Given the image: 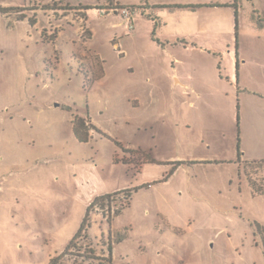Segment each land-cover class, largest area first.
Wrapping results in <instances>:
<instances>
[{
	"label": "rangeland",
	"instance_id": "374dc122",
	"mask_svg": "<svg viewBox=\"0 0 264 264\" xmlns=\"http://www.w3.org/2000/svg\"><path fill=\"white\" fill-rule=\"evenodd\" d=\"M261 160L264 0H0V264H264Z\"/></svg>",
	"mask_w": 264,
	"mask_h": 264
},
{
	"label": "trees",
	"instance_id": "16d2710c",
	"mask_svg": "<svg viewBox=\"0 0 264 264\" xmlns=\"http://www.w3.org/2000/svg\"><path fill=\"white\" fill-rule=\"evenodd\" d=\"M116 8H123V7H128L130 9H133V7L131 6H119L116 5L114 6ZM82 8V7H81ZM80 8V9H81ZM90 7H86V9H89ZM79 9V8H78ZM237 16H238V11H236V20H237ZM76 130V128H75ZM131 152H135V151H131ZM148 161H152V159H148ZM124 162H126L124 160ZM250 164H254L256 166H258L259 168L264 167V160L261 161H252L249 162ZM247 181L252 189L253 194L255 195H264V179H261V183H258L256 180H254L253 178H251L250 176H248L247 174ZM144 186H142L141 188H143ZM132 191L133 189H127L126 192L129 193V195H132ZM110 194H106L104 196L99 197L97 200L109 196ZM96 200V201H97ZM129 205V204H128ZM86 221L87 218L84 220L79 232L76 234V236L74 237V239L70 242V244L68 245V247L64 250V252L59 255L58 257L54 258L51 260L50 264H79L77 262H73V263H68L65 261V257L67 255H72V256H82L84 258H91V259H95L97 260L96 263H91V264H116L113 261V245L111 243L108 244V256H104V254L102 255H97V253L95 252V249L92 248L89 244H85L86 246H79L78 244V239L80 237L83 236V231H85V226H86ZM254 227H255V235L259 238L258 243L260 244L261 248H262V252L264 255V226H262L260 223L255 222L254 223ZM126 238V235H121L119 237L118 242L122 241L123 239ZM77 252V253H75Z\"/></svg>",
	"mask_w": 264,
	"mask_h": 264
},
{
	"label": "built area",
	"instance_id": "2783aa9c",
	"mask_svg": "<svg viewBox=\"0 0 264 264\" xmlns=\"http://www.w3.org/2000/svg\"><path fill=\"white\" fill-rule=\"evenodd\" d=\"M111 12L114 11H120L122 15L127 20H131L133 15L131 12V9L128 7L123 8H110ZM104 13L107 12V10H102ZM126 188L117 192H114L110 194L109 196L103 197L97 201H95L92 205L94 210L99 213L105 220H112L114 217H116L119 213L123 211V209L128 206L132 195H129V193L126 192ZM86 232V231H85ZM86 234V233H85ZM86 237V235H85Z\"/></svg>",
	"mask_w": 264,
	"mask_h": 264
},
{
	"label": "crops",
	"instance_id": "0c3cea01",
	"mask_svg": "<svg viewBox=\"0 0 264 264\" xmlns=\"http://www.w3.org/2000/svg\"><path fill=\"white\" fill-rule=\"evenodd\" d=\"M11 5H14V4H9V5H5L4 7H6V6H11ZM17 5V4H16ZM94 5H96V4H94ZM94 5H92V6H94ZM114 6H116V5H114ZM113 6V7H114ZM90 7V6H89ZM90 8H92V7H90ZM92 9H94V8H92ZM92 9H89L88 11H90V10H92ZM110 9V8H109ZM119 12V11H118ZM117 12V13H118ZM114 13H116L115 11H114ZM96 15V14H95ZM132 15H133V22H134V11L132 12ZM90 17H91V15H89V19H90ZM124 18V17H123ZM89 19H88V21H89ZM126 19V18H125ZM131 22L129 21V20H127L126 19V25H125V27H126V29H128L129 31L131 30V29H133V23L131 24ZM59 32H61V31H59ZM130 204V203H129ZM113 229H115V230H120V229H117V228H113ZM119 243V242H118ZM115 248H116V246L114 247V249H113V261L115 262V263H117V260H116V257H115Z\"/></svg>",
	"mask_w": 264,
	"mask_h": 264
},
{
	"label": "water",
	"instance_id": "95a60500",
	"mask_svg": "<svg viewBox=\"0 0 264 264\" xmlns=\"http://www.w3.org/2000/svg\"><path fill=\"white\" fill-rule=\"evenodd\" d=\"M117 13V11H115Z\"/></svg>",
	"mask_w": 264,
	"mask_h": 264
}]
</instances>
